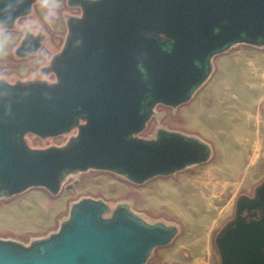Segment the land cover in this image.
I'll return each instance as SVG.
<instances>
[{"label": "water", "instance_id": "95a60500", "mask_svg": "<svg viewBox=\"0 0 264 264\" xmlns=\"http://www.w3.org/2000/svg\"><path fill=\"white\" fill-rule=\"evenodd\" d=\"M38 0H0V27L17 28ZM61 50L42 70L55 80L0 79V200L32 188L58 195L70 176L102 171L142 185L206 163L203 139L158 129L141 134L156 108L177 109L209 80L213 60L237 45L264 48V0H67ZM45 34L27 32L18 58ZM73 133L62 146L32 148ZM65 186V190L72 189ZM264 191V182L257 194ZM241 196L232 227L215 244L222 264H264V217L247 222ZM242 206V208H240ZM180 230L148 222L129 203L82 198L56 232L25 244L0 238V264H147Z\"/></svg>", "mask_w": 264, "mask_h": 264}, {"label": "rangeland", "instance_id": "374dc122", "mask_svg": "<svg viewBox=\"0 0 264 264\" xmlns=\"http://www.w3.org/2000/svg\"><path fill=\"white\" fill-rule=\"evenodd\" d=\"M65 0L33 13L11 31L0 29V74L25 78L49 65L64 43ZM54 13V14H53ZM42 22V26L37 23ZM44 30L41 49L25 59L12 56L24 27ZM49 79H52L51 77ZM158 129L199 137L212 148L206 163L167 177L136 185L109 172L89 171L70 176L58 195L43 188L0 200V238L25 244L56 232L70 205L82 198L109 204L129 203L148 222L179 226L172 244L157 248L147 264H220L215 238L232 219L236 201L264 179V48L237 45L213 60V72L193 98L177 109L156 108L141 134L155 137ZM73 133L41 139L28 135L32 148L62 146Z\"/></svg>", "mask_w": 264, "mask_h": 264}, {"label": "flooded vegetation", "instance_id": "af4514ba", "mask_svg": "<svg viewBox=\"0 0 264 264\" xmlns=\"http://www.w3.org/2000/svg\"><path fill=\"white\" fill-rule=\"evenodd\" d=\"M65 4L66 6L70 9V11H72L71 13L73 15H79L80 14V9L78 7L76 8H71L67 5V0H65ZM35 6V5H34ZM28 17H24V18H21L18 20L17 24H22L24 23L25 21H22V20H26ZM39 23H37V26L38 24L40 26H42V22L38 21ZM39 26V28H29V27H24L23 28V32L22 34L20 35V39L18 41V44L17 46L14 48L13 52H12V56L17 58V59H25V58H18L16 56V49L18 48L21 40L23 39V37L25 36V34L27 32H31L33 33L34 35H38L39 33H43L45 34L43 31V29ZM0 29H2L0 27ZM4 31H11V30H5V29H2ZM45 37H46V34H45ZM46 41V38L44 39L43 43ZM42 43V45H43ZM42 47V46H41ZM41 49V48H40ZM39 49V50H40ZM27 58V57H26ZM1 66V65H0ZM48 65L46 66H43L39 69V71L35 72L34 74L32 75H28L27 77L25 78H18L17 76H14V75H8V74H0V79H4L10 83H14L16 82L17 80H32V79H42V80H45V81H48V82H52L55 80V77L52 73L46 75L42 72L43 69H45V67H47ZM52 78V79H49V78ZM264 182V179L262 180V182H260L257 186L254 187L253 191L250 193V194H242L240 195L239 197L243 196L244 198L242 200H245L247 201L248 205L250 204H253V203H260V205H256V207L254 209H252L251 211H247V209H243V212H242V216L246 218V221L247 222H251V221H258L260 219H262L264 217V191L260 192L259 194H257V187H259L262 183ZM238 200V199H237ZM242 208V206L240 207ZM236 210H237V201H236V206H235V212H234V216L232 217V219L230 221H228L221 229L220 231L218 232V234H220L221 236L224 234L225 232V229H229L232 227V223L235 219V214H236ZM217 234V235H218ZM217 247V246H216ZM218 250V254H219V258H220V264H222V255H221V252L220 250L217 248Z\"/></svg>", "mask_w": 264, "mask_h": 264}, {"label": "clouds", "instance_id": "9594fccd", "mask_svg": "<svg viewBox=\"0 0 264 264\" xmlns=\"http://www.w3.org/2000/svg\"><path fill=\"white\" fill-rule=\"evenodd\" d=\"M55 3H56V0H43L44 7H54Z\"/></svg>", "mask_w": 264, "mask_h": 264}]
</instances>
